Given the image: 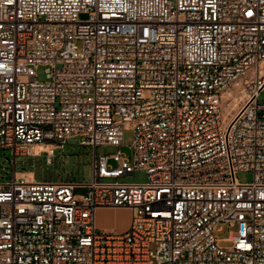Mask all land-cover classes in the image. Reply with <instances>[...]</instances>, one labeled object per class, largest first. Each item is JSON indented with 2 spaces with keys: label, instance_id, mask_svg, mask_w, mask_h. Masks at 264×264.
Returning a JSON list of instances; mask_svg holds the SVG:
<instances>
[{
  "label": "built area",
  "instance_id": "obj_1",
  "mask_svg": "<svg viewBox=\"0 0 264 264\" xmlns=\"http://www.w3.org/2000/svg\"><path fill=\"white\" fill-rule=\"evenodd\" d=\"M262 90L264 0H0V148L94 150L87 182L0 181V264H264Z\"/></svg>",
  "mask_w": 264,
  "mask_h": 264
},
{
  "label": "rangeland",
  "instance_id": "obj_2",
  "mask_svg": "<svg viewBox=\"0 0 264 264\" xmlns=\"http://www.w3.org/2000/svg\"><path fill=\"white\" fill-rule=\"evenodd\" d=\"M37 77L45 79L44 66L40 65L37 69ZM259 100L264 101V90L259 93ZM133 138V131L127 127L124 130L123 144L116 147L111 144L99 145L96 148L98 154L113 153L119 148L128 158H131L132 148L130 146ZM93 147L79 145L76 140H70L63 148L55 149L52 163L47 165L45 157L17 156L16 163L13 162V155L7 148H0V181H5L12 176L15 168L18 172H25L30 169L34 171L37 179L54 177H66L75 182H87L92 176L91 158ZM24 163V164H23ZM109 164L115 165L116 162L110 157ZM236 177L240 181L252 180L251 170L238 171ZM111 180L121 182H144L147 180V173L144 169H135L131 174L112 177ZM132 216V209L124 205L98 206L94 212L95 227L97 230L111 229L118 233L127 230ZM222 228L216 231L218 237L227 236L230 231L235 230V226H228L222 223ZM225 243V242H223Z\"/></svg>",
  "mask_w": 264,
  "mask_h": 264
},
{
  "label": "bare ground",
  "instance_id": "obj_3",
  "mask_svg": "<svg viewBox=\"0 0 264 264\" xmlns=\"http://www.w3.org/2000/svg\"><path fill=\"white\" fill-rule=\"evenodd\" d=\"M239 98L236 97L234 102H235V105L237 104ZM18 174H24V175H27V176H32V171L31 170H28V171H25V172H18Z\"/></svg>",
  "mask_w": 264,
  "mask_h": 264
}]
</instances>
